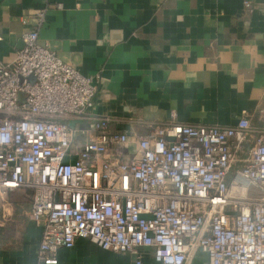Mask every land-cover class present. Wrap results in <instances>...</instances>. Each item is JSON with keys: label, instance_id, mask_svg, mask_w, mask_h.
<instances>
[{"label": "built area", "instance_id": "2783aa9c", "mask_svg": "<svg viewBox=\"0 0 264 264\" xmlns=\"http://www.w3.org/2000/svg\"><path fill=\"white\" fill-rule=\"evenodd\" d=\"M46 12L15 60L0 61V196L32 192L37 264H59L78 238L135 264L147 252L159 264H264V124H254L264 109L231 126L111 131L109 116L89 111L100 75L41 42Z\"/></svg>", "mask_w": 264, "mask_h": 264}, {"label": "crops", "instance_id": "0c3cea01", "mask_svg": "<svg viewBox=\"0 0 264 264\" xmlns=\"http://www.w3.org/2000/svg\"><path fill=\"white\" fill-rule=\"evenodd\" d=\"M245 1L0 0V61L15 60L47 9L41 42L83 74L100 75L89 111L109 116L111 131L136 136L168 121L231 126L264 109V0ZM31 209L30 190L0 196V264H37L42 228ZM58 258L135 264L86 238ZM206 262L199 253L196 263ZM143 264L159 263L147 252Z\"/></svg>", "mask_w": 264, "mask_h": 264}, {"label": "water", "instance_id": "95a60500", "mask_svg": "<svg viewBox=\"0 0 264 264\" xmlns=\"http://www.w3.org/2000/svg\"><path fill=\"white\" fill-rule=\"evenodd\" d=\"M23 42H24V41H23ZM23 47H24V43H23ZM23 47H22V48H23ZM22 48H21V49H22ZM104 116H107V115H104ZM241 117H242V116H241ZM241 117H240V118H241ZM240 118H239V119H240ZM69 124L73 127V126L75 125V122L71 121V122H69ZM84 126H86V128H87L89 125H84Z\"/></svg>", "mask_w": 264, "mask_h": 264}]
</instances>
